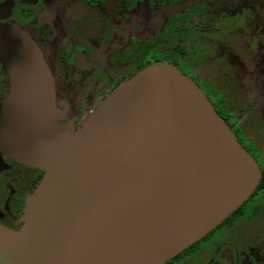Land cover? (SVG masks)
<instances>
[{"label":"water","instance_id":"95a60500","mask_svg":"<svg viewBox=\"0 0 264 264\" xmlns=\"http://www.w3.org/2000/svg\"><path fill=\"white\" fill-rule=\"evenodd\" d=\"M31 48L20 45L15 58L3 51L12 88L0 142L45 175L23 229L0 230V264H162L256 189L257 163L175 66L143 69L75 131L57 124Z\"/></svg>","mask_w":264,"mask_h":264},{"label":"flooded vegetation","instance_id":"af4514ba","mask_svg":"<svg viewBox=\"0 0 264 264\" xmlns=\"http://www.w3.org/2000/svg\"><path fill=\"white\" fill-rule=\"evenodd\" d=\"M236 36L264 71V0H0V115L12 88L3 51L18 56L14 43L35 49L54 113L70 115L56 117L57 124L75 131L143 69L175 66L229 125L260 179L220 224L162 264H264V91L254 94L258 67L248 68L244 88L239 85L227 55ZM44 175L0 142L1 231L23 229L27 201Z\"/></svg>","mask_w":264,"mask_h":264},{"label":"rangeland","instance_id":"374dc122","mask_svg":"<svg viewBox=\"0 0 264 264\" xmlns=\"http://www.w3.org/2000/svg\"><path fill=\"white\" fill-rule=\"evenodd\" d=\"M244 43H245L244 40L240 38L239 36L236 38V43L234 45L232 55L229 56V52L227 53L228 61L235 68V77L239 85H241L242 88H244L245 81L247 80L246 70H248V68H250L251 70H255L256 67L260 69L259 73H255L256 81L254 83L256 85V87L254 88V94L255 96H260L262 95L264 91L263 89L264 88V71H262L260 65L256 64V61L259 60L258 56L256 54L255 55L252 53L250 54L247 50L248 49L247 46ZM19 46L20 44L17 46V49H18V54L20 55L21 53H19L20 52ZM33 50L36 53L35 49ZM52 71H53V68H52ZM247 76H250V73L247 72ZM262 114L264 118V106L262 109ZM56 116L59 119H68L70 117V115L62 113V112H57Z\"/></svg>","mask_w":264,"mask_h":264}]
</instances>
